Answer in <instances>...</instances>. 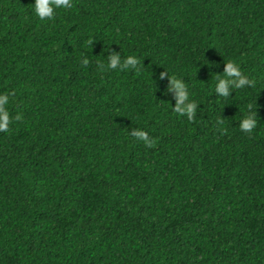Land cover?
Instances as JSON below:
<instances>
[{
  "label": "trees",
  "instance_id": "trees-1",
  "mask_svg": "<svg viewBox=\"0 0 264 264\" xmlns=\"http://www.w3.org/2000/svg\"><path fill=\"white\" fill-rule=\"evenodd\" d=\"M34 2L0 0V264H264V0Z\"/></svg>",
  "mask_w": 264,
  "mask_h": 264
},
{
  "label": "clouds",
  "instance_id": "clouds-1",
  "mask_svg": "<svg viewBox=\"0 0 264 264\" xmlns=\"http://www.w3.org/2000/svg\"><path fill=\"white\" fill-rule=\"evenodd\" d=\"M33 6L35 15L41 20H51L55 17L57 9H68L73 5L72 0H35ZM107 58V67L109 69H116L118 67L137 69L140 64V60L135 56H128L123 60V64H121V55L116 52L111 53ZM82 63L86 66L89 60L85 58ZM224 74L229 79H220L216 86V92H219L222 96H228L233 85L236 88H242L246 85L254 84V81L243 76L240 69L232 63H227ZM166 75L167 73H161L160 78L163 79ZM170 87L176 91L178 97V104L174 107L175 112L181 116L187 115L191 119L195 114L197 105L193 102L185 103L188 98V93L185 91L186 84L180 79H170ZM10 96L11 94L9 93L0 94V132L7 131L14 121L21 118L19 114L13 116L10 113L9 106L12 103ZM239 125L242 131L252 132L256 126L254 115L248 114L239 122ZM130 134L136 139L144 141L146 145L151 146L152 140L143 129L137 128L130 132Z\"/></svg>",
  "mask_w": 264,
  "mask_h": 264
}]
</instances>
